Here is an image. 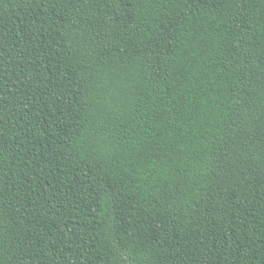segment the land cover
Returning a JSON list of instances; mask_svg holds the SVG:
<instances>
[{
	"label": "trees",
	"instance_id": "obj_1",
	"mask_svg": "<svg viewBox=\"0 0 264 264\" xmlns=\"http://www.w3.org/2000/svg\"><path fill=\"white\" fill-rule=\"evenodd\" d=\"M0 264H264V0H0Z\"/></svg>",
	"mask_w": 264,
	"mask_h": 264
}]
</instances>
